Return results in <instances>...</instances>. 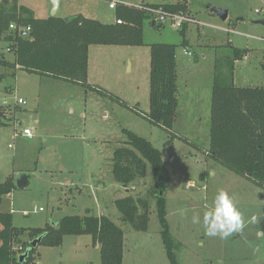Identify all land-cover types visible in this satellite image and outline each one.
I'll use <instances>...</instances> for the list:
<instances>
[{
  "label": "rangeland",
  "instance_id": "obj_1",
  "mask_svg": "<svg viewBox=\"0 0 264 264\" xmlns=\"http://www.w3.org/2000/svg\"><path fill=\"white\" fill-rule=\"evenodd\" d=\"M48 1L5 0L8 6L16 3L33 9L38 18L50 16ZM122 1L135 6L182 1L185 9L180 11L191 21L186 23V44H182L179 30L169 25L153 26L151 15L144 10L148 16L142 24V44L89 46L90 71L85 86L33 73L30 76L25 71H16L17 67L0 64V97L7 101L6 105L0 101V106L5 107H0L4 114V124L0 126V182L9 176L14 181L21 175L28 176L27 186L4 196L0 211L12 214L15 227L42 229L56 226L65 214L92 215L83 211L86 206L95 216H108L123 230L122 264H169L160 238L155 206L157 188L149 166L143 176L126 186L116 182L112 172L106 175L112 169L113 150L126 139L125 128L162 152L167 184L165 216L179 264H264V237L257 235L264 232V189L229 171L207 154L215 68L222 61V70L229 73L231 69L223 64L232 55L228 40L236 47L248 49L246 59L236 62L235 85H264L260 66L264 58V26L254 23L264 19V13L254 12L264 10V0ZM208 5L227 10V18L221 20ZM58 6V17L81 13L105 24L115 23L117 18V7L110 8L108 0H67L66 5L62 0ZM152 43L176 45L184 114L175 117L171 131L144 117L149 108L148 64ZM11 44L14 45L0 40V59L5 62L13 59ZM184 47L191 55L182 52ZM7 53L10 59L3 56ZM17 97H22L25 104L17 105ZM23 128L31 129L33 136L19 134L12 139L13 132ZM88 166L95 170L86 173L93 178L92 183L97 182L96 176L103 177L106 186H117V190L102 195L100 189L95 193L91 187L85 191L87 195L71 200L68 190L74 185L71 187L69 183L79 182V178L85 181L87 176L82 175L81 169ZM58 168L66 170L59 172ZM74 169L78 173L68 174L67 170ZM79 186L81 191L86 187ZM220 189L235 196L245 222L244 229L228 239L207 236L202 225L203 212ZM123 195L141 198L149 204L146 231H136L122 219L114 201ZM84 196L87 197L78 200ZM23 210L29 214L23 215ZM197 213L201 223L192 220ZM22 239L26 241L27 235ZM20 244L16 243L14 249L18 245L24 248ZM37 253L33 264H100L99 245H94L87 234L64 235L58 245H37Z\"/></svg>",
  "mask_w": 264,
  "mask_h": 264
},
{
  "label": "trees",
  "instance_id": "obj_2",
  "mask_svg": "<svg viewBox=\"0 0 264 264\" xmlns=\"http://www.w3.org/2000/svg\"><path fill=\"white\" fill-rule=\"evenodd\" d=\"M149 5L168 11L185 9L182 1ZM116 16L121 19V23L105 24L80 13L66 17L55 15L38 18L25 6H17L16 3L8 6L5 0H1L0 40L13 42L14 45L11 44L13 59L6 62L0 59V64L85 86L90 45L142 44V24L148 14L134 6L118 5ZM12 21L30 26V38H20L8 31V25ZM151 23L161 27L152 21ZM185 30L186 26L179 30L183 35V45L187 41ZM230 47L232 55L223 60V64L232 69L234 61L242 59L248 49ZM149 50V108L144 117L153 125L171 131L178 104L176 45L152 43ZM217 63L211 90L207 154L229 171L264 189V85L237 86L233 83V70L230 69L229 73H226L221 69L222 61ZM260 66L264 80V58ZM3 117L0 118V126L4 124ZM123 132L126 139L112 153L113 179L126 186L137 177L143 176L149 166L157 188L155 206L161 228L160 238L169 264H179L174 239L165 216L164 190L167 184L161 159L162 152L133 131L123 128ZM16 188L12 176L0 182V205L4 196ZM114 205L122 219L134 230H147L149 204L146 200L126 195L116 199ZM25 234L28 237L26 241L22 239ZM70 234L90 235L93 244L99 245L100 264H122L123 230L106 215H64L56 226L40 229L15 227L12 214L2 211L0 264H33L34 258L39 256L37 246H31L33 239L41 236L37 245H58L64 235ZM16 243L24 244L21 253L27 251L22 261L19 260L21 253H15Z\"/></svg>",
  "mask_w": 264,
  "mask_h": 264
},
{
  "label": "clouds",
  "instance_id": "obj_3",
  "mask_svg": "<svg viewBox=\"0 0 264 264\" xmlns=\"http://www.w3.org/2000/svg\"><path fill=\"white\" fill-rule=\"evenodd\" d=\"M192 220L194 223H201L200 214H195ZM202 225L209 237L228 239L233 234L241 232L245 222L235 196L230 195L227 190H218L211 206L203 212ZM257 235L264 237V232L259 231Z\"/></svg>",
  "mask_w": 264,
  "mask_h": 264
},
{
  "label": "built area",
  "instance_id": "obj_4",
  "mask_svg": "<svg viewBox=\"0 0 264 264\" xmlns=\"http://www.w3.org/2000/svg\"><path fill=\"white\" fill-rule=\"evenodd\" d=\"M118 5H128L125 4V2H123L122 0H108V6L110 8H116ZM128 6H134L137 8H140L142 10H145L146 12H148L151 16V21L154 22V24L157 25H169L170 27L176 29V30H180L182 29L184 26H186L187 22H191L189 17L187 15H185L183 12L181 11H168V10H164L162 7H153V6H139V5H128ZM255 13L260 14V13H264V10L261 9H255L254 10ZM121 19L116 18L115 19V23L119 24L121 23ZM8 31L12 32V34L14 36L20 37V38H30V32H31V27L28 25H19L16 22H10L8 25ZM182 52L185 55H191V53L188 51V49L183 48ZM0 101H2V105H6L7 101L2 99L0 97ZM16 103L17 105H21V104H25V100L22 97H17L16 99ZM5 108L4 106H0ZM19 134L27 137V138H31L33 136V133L31 131V129L29 128H23L22 130H15L12 134V139H15ZM8 146L10 147V145L8 144ZM41 209V208H39ZM23 215H28V211L23 210L22 211ZM17 250V255L20 254L23 251V248L21 246H18L15 251ZM20 251V252H19Z\"/></svg>",
  "mask_w": 264,
  "mask_h": 264
},
{
  "label": "crops",
  "instance_id": "obj_5",
  "mask_svg": "<svg viewBox=\"0 0 264 264\" xmlns=\"http://www.w3.org/2000/svg\"><path fill=\"white\" fill-rule=\"evenodd\" d=\"M66 1L67 0H65V5H66ZM60 2H62V0L60 1ZM48 3H49V5H48V9H49V7H51V4H50V2L48 1ZM59 8H60V6H58V8H57V11H56V15H57V12H58V10H59ZM29 9H31V8H29ZM31 11L34 13V11H33V9H31ZM78 13V12H77ZM81 14V13H80ZM35 15V14H34ZM66 17V16H65ZM228 46H233V47H236V46H234L232 43H231V41L230 40H228ZM1 48V47H0ZM185 48V47H184ZM239 48V47H238ZM246 48V47H245ZM187 49V48H186ZM2 53V52H1ZM88 53H89V48H88ZM4 57H6V59H10V55L7 53V54H4L3 55ZM246 58H245V56L242 58V59H240V60H237V61H234V63H235V65H236V67L234 68V70H233V79L236 77V68H237V64H236V62L238 63V62H240V61H244ZM11 61V60H10ZM234 65V66H235ZM148 68H149V70H150V60H149V64H148ZM16 71H23V70H21V69H19V68H16ZM89 71H90V65H89V55H88V60H87V80H88V77H89ZM176 73H177V79H176V83H177V102H178V104H177V109H176V115H175V117H177V116H183V106H182V103H181V101H180V95H181V92H180V87H179V84H178V65H177V63H176ZM16 74V73H15ZM14 74V75H15ZM31 73H28V75H30ZM31 76V75H30ZM42 77V76H41ZM44 78V77H43ZM235 80V79H234ZM234 80H233V83L235 84V82H234ZM149 88V87H148ZM94 90H97L96 88L94 89ZM148 99H149V97H148ZM210 117V116H209ZM113 153V152H112ZM100 168V167H99ZM93 169V167H91V166H88L87 167V169H81V173H83L82 175L84 176V175H86V173H94L95 172V170H92ZM101 169V168H100ZM65 171L66 170V168H58V171L59 172H61V171ZM56 171V170H55ZM67 172H68V174H70V173H78V170H76V169H74V170H67ZM101 172H103V171H101ZM100 172V173H101ZM104 172H106V171H104ZM111 171H107L106 172V175H108V173H110ZM87 177H84L85 178V181L83 180V182H82V180L79 178V182H74V181H70V183H69V185L72 187L73 185H74V187L73 188H70L69 190H68V192H69V198L71 199V200H73V199H76V198H78V197H80V196H82V195H87V193L88 192H85L87 189H90L91 187L92 188H94V190H95V193H97V190L98 189H100V194H102V195H105L106 193H108V192H111L112 190L113 191H116L117 189H116V187L117 186H111V185H109V186H106V184H105V182H104V180H103V177H97L96 176V178L98 179L97 180V182L95 183H92L93 182V178H90L88 175H86ZM246 180V179H245ZM77 183H79V184H77ZM86 183V184H85ZM79 185H83V186H86V187H82L83 188V191H81V186H79ZM74 188H76V191L74 190L73 192H71L72 191V189H74ZM115 188V189H114ZM74 193H75V195H74ZM123 196H125V195H123ZM122 196V197H123ZM87 196H84V197H82V198H80V199H78V200H83V198H86ZM103 197V196H102ZM104 199H105V197H103ZM121 198V197H120ZM97 202L99 203V200L97 199ZM84 203V202H83ZM83 211L84 212H87V213H89V214H92V215H95V214H93V212H92V210H90L88 207H84L83 208ZM90 211V212H89ZM98 211H99V207H98ZM101 211V210H100ZM101 213V212H100ZM74 214H76V213H74ZM86 214V213H85ZM85 214H80V213H78L77 215H85ZM65 215H71V214H65Z\"/></svg>",
  "mask_w": 264,
  "mask_h": 264
},
{
  "label": "water",
  "instance_id": "obj_6",
  "mask_svg": "<svg viewBox=\"0 0 264 264\" xmlns=\"http://www.w3.org/2000/svg\"><path fill=\"white\" fill-rule=\"evenodd\" d=\"M49 1H50V4H51L50 16H55L60 0H49ZM207 8L211 12H213L215 15H217L221 20H225L227 18V16H228L227 10H223V9H220V8L212 7L210 5H208ZM254 23L264 26V19H262V18L257 19ZM2 116H4V114H3L2 111H0V118ZM15 184H16L17 188H24L25 186L28 185V176L27 175H21L19 178H17L15 180ZM160 194H161V192H160ZM40 240H41V236L33 239L31 241V246L32 247L37 246V244L40 242ZM26 255H27V251L21 253L19 255V260L22 261L26 257Z\"/></svg>",
  "mask_w": 264,
  "mask_h": 264
}]
</instances>
